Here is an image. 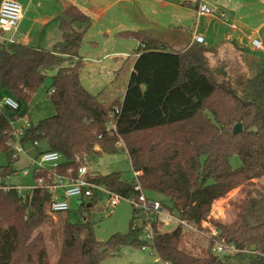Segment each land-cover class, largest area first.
<instances>
[{"label": "trees", "instance_id": "obj_1", "mask_svg": "<svg viewBox=\"0 0 264 264\" xmlns=\"http://www.w3.org/2000/svg\"><path fill=\"white\" fill-rule=\"evenodd\" d=\"M56 19L62 39L52 49L22 42H4L0 49V95L19 102L16 117L53 73L49 97L55 113L31 123L24 142L42 143L35 147L40 154L57 151L63 158L56 166L36 168L34 178H43L44 186L22 194L6 188L18 170L11 163L0 167V264H101L127 245L149 246L168 264H236L233 256L242 264H264V183L254 181L264 179V59L251 63L252 74L236 93L214 80L203 48L179 52L165 40L166 31L124 30L116 37L138 42V57L124 96L107 104L105 91L93 94L81 81L80 49L91 17L65 1ZM238 123L243 129L234 134ZM12 129L7 111L0 112V150L14 158L7 146ZM123 150L139 172L137 180L111 172L93 181L132 200H138L140 184L145 193L163 196V207L197 231L181 224L161 231L154 221L150 243L134 207L129 231L102 242L90 220L72 223L69 210H51L48 186L59 176L76 178L98 156ZM234 155L241 161L237 168ZM240 187L243 197L232 202L231 217H213L214 204ZM101 197L82 206L91 209ZM210 229L217 235H203ZM216 242L239 251L220 257Z\"/></svg>", "mask_w": 264, "mask_h": 264}, {"label": "rangeland", "instance_id": "obj_2", "mask_svg": "<svg viewBox=\"0 0 264 264\" xmlns=\"http://www.w3.org/2000/svg\"><path fill=\"white\" fill-rule=\"evenodd\" d=\"M22 5L27 9L26 18L23 21V26L32 28L31 38L33 44L40 43L45 48H52L56 41H50V29L56 26L58 30V21L53 18L51 22L44 21L43 16L57 14L60 10L59 5L63 0H33L32 4L27 7L25 1L22 0ZM86 14L91 17V26L86 32L85 38L80 49V56L83 60L81 76L83 82L87 86H91L92 90L99 93L102 90L104 100L109 104L115 98H122L127 86L130 67L135 57H123L116 52L126 50L129 54L134 53L133 48H137L139 43L133 39L116 37V33L124 30H144L150 34H158L163 31V27L175 23L183 26H194L196 22V10L194 8L197 0H191L192 6L184 5L180 0H71ZM239 0L231 2H223L221 0H207L210 6L224 5L228 12V22H232V13L228 11L237 5ZM258 3V2H257ZM259 8V3L254 8ZM103 11V12H102ZM246 20L244 22H256L255 15L251 12H246ZM46 24V25H45ZM242 25V24H241ZM79 27L80 25H76ZM203 26V25H202ZM244 26V25H243ZM112 35L109 38V34ZM10 35V34H8ZM0 38V49L2 43ZM7 43V42H5ZM204 49V57L207 58L208 65L211 66L216 58L212 48ZM223 46L221 47V49ZM220 48H218L219 50ZM193 51H190L192 53ZM261 55L264 59V54ZM118 56V57H117ZM120 56V57H119ZM251 57H248V60ZM252 60V59H251ZM211 70V69H210ZM212 74L217 78L213 70ZM216 72V71H215ZM47 78L45 84L35 94L33 100L28 106H24L21 110L23 118L14 122V128L18 129L21 126L27 127L26 120L30 117L31 123L37 125L42 119L52 116L55 113V108L50 99L49 91L52 84V77ZM252 74V71L250 72ZM90 88V87H89ZM234 90V89H232ZM239 92L237 89L236 93ZM96 93V94H97ZM7 114L12 119L13 111L8 110ZM29 114V115H28ZM29 116V117H28ZM124 144V141H123ZM125 145V144H124ZM43 147L42 143H39ZM26 153L19 154L17 158L10 157L7 153L0 150V167L6 166L9 163L18 172L12 175L7 181L13 185H23L25 187H33L36 185L34 172L37 165H32V159L41 161L39 151L34 148L29 141L24 143ZM63 160V158H61ZM234 168L240 166L241 161L239 156L234 155L231 159ZM43 166L50 168L51 163H45ZM90 171L93 174H108L111 172H121L128 178L134 177L128 153L126 150L115 154H102L98 156L90 165ZM28 170L29 174L24 175L23 171ZM257 184L264 183V179L254 180ZM2 179L0 177V183ZM149 198L163 200V196L147 192ZM243 197V190L240 188L231 191L224 199L218 200L213 207L212 215L215 218L229 219L233 214L232 202L238 201ZM88 203V202H86ZM142 214V213H141ZM69 221L72 223H82L85 220H90L93 224V229L98 240L105 242L116 233H127L130 229L131 221L134 216V206L127 200H121L116 206L108 204V197L102 196L96 204L87 208L82 206V202L78 199L70 200V210L68 212ZM172 212L165 209L159 214L158 227L161 231H172L177 226V220ZM142 222V218L138 219V224ZM208 226L209 223H205ZM59 222L55 221L54 227L58 228ZM214 229L203 235H211ZM202 234V233H201ZM195 240L192 236L187 242L190 246V241ZM203 243V242H202ZM236 264H242L239 258L233 256L230 259ZM101 264H161L158 262V256L151 247H138L127 245L122 247L118 252L105 257ZM243 264H250L243 262Z\"/></svg>", "mask_w": 264, "mask_h": 264}, {"label": "built area", "instance_id": "obj_3", "mask_svg": "<svg viewBox=\"0 0 264 264\" xmlns=\"http://www.w3.org/2000/svg\"><path fill=\"white\" fill-rule=\"evenodd\" d=\"M183 4L192 3L191 0H180ZM223 2H231L233 0H221ZM197 12L200 15H209L216 16L222 20H225V13L221 11L219 7L210 6L207 0H197L195 4ZM24 9L22 4L18 0H2L0 3V38L4 42L15 43L17 40L14 35L19 31V25L23 18ZM10 34V35H8ZM204 42V36L194 33L192 44L198 43L201 44ZM253 47L264 53V42L259 38H252ZM78 59V58H77ZM84 60V59H82ZM20 109L19 102L10 95H0V112L4 110L18 112ZM22 114V113H21ZM29 115V114H28ZM29 117V116H28ZM23 118V114L20 117L12 115V119L9 117L12 124V135L7 142V146L13 153V157L17 158L19 154L26 153L24 148V137L26 135L27 129L31 127V118L29 117L26 120L27 127L21 126L20 128H14V122L19 121ZM120 145H123V140L120 139ZM33 146H39V143L36 141L33 143ZM41 161L38 162L36 159H32V165H37L36 168H45L43 166L45 163H51L52 166H56L61 163L62 155L57 151H45L40 154ZM24 175H28L29 171H23ZM139 172L134 171V178L137 180ZM96 174H93L87 166H83L78 171V176L76 178L68 179L62 176H59L52 185L48 186L49 191L53 194V199L51 203V210L53 212H62L70 210V200L78 199V201H87L95 195L107 196L108 204L111 206H116L121 200H127L137 208L142 216L143 222V235L142 237L150 243H153L154 240V230L153 222L159 220V214L162 213L164 207L161 200L149 198L146 193L141 189L140 184L137 188L141 191L138 200L125 199L122 198L119 194L114 193L108 190L105 186L95 183L93 180ZM44 179L37 178L36 185L33 187H25L23 185H13L9 184L6 188H14L20 194L24 193L25 190H33L38 187L44 186ZM0 187L2 184L0 183ZM175 217V216H170ZM176 218V217H175ZM177 225L181 224L187 227L189 230L197 231V229L187 222L176 218ZM141 224V223H140ZM217 235V231L213 230L211 236ZM149 246H143L146 248ZM152 249V248H151ZM153 250V249H152ZM239 250L233 246L228 245L224 242H216L214 247V252L220 257H224L228 254H233ZM158 262L161 264H168L161 260L158 256Z\"/></svg>", "mask_w": 264, "mask_h": 264}, {"label": "crops", "instance_id": "obj_4", "mask_svg": "<svg viewBox=\"0 0 264 264\" xmlns=\"http://www.w3.org/2000/svg\"><path fill=\"white\" fill-rule=\"evenodd\" d=\"M18 1L20 3H23L22 0ZM24 1L27 7H29L33 2V0ZM65 1L72 2L71 0L61 1L59 5V12L61 11L62 5ZM257 2L259 3L260 7L254 8V6L258 4ZM72 3L75 4L74 2ZM188 6H192V3L188 4ZM217 7H219L221 11L225 13V20H222L216 16L200 15L196 10V6H194L196 10V22L194 26L190 25L185 27L180 24L181 22L175 23L172 21V24L170 25L174 26H169V29L167 28V26L161 27H163V31L169 33V35L165 37V40L169 42L173 49L179 52H186L188 50H192L190 48H203L202 46H205L206 48H212L213 53H215V57H220L216 58L215 62L211 66L208 65V60L205 57L204 61L206 63L207 68L211 72L212 77L219 84L229 89L236 90L237 88H240L243 81L251 75V63H257L263 60V57L261 55H257L261 52L257 51L252 45V38H259L264 42V0H239L237 5L228 8V11L232 13V22H228V12H226L227 8L224 5L220 4L217 5ZM23 9V18L19 25V31L14 35L15 39L17 40V42H22L25 44H31L45 48L40 43L33 44L30 32L32 28H29L26 25L23 26V21L25 20L27 14V9H25L24 6ZM247 11L255 15V19L257 18L255 23L249 21L244 22V20H246L245 14ZM59 12L54 15L50 14L47 16H43L42 19L44 21H47V23L51 22L53 18L56 19ZM58 30L59 32L56 30V26H52V28L50 29V41H56L55 44H57L62 39V32L60 30L59 22ZM194 33H198L204 36V42L201 44H192L191 42L193 40ZM111 35L112 32L108 35L109 38ZM222 46L223 48L221 49ZM218 48L220 49L218 50ZM135 49L136 48H133V51ZM116 54L128 58L135 57L130 67L131 74V72L134 70V65L138 54L135 51L134 53L129 54V52L126 50H121L119 52H116ZM248 57H251L252 60H248ZM210 69L214 71L217 78L214 77V74H212V71ZM81 81L88 91L93 94L97 93L92 90V84H90L91 86L85 85L82 76ZM124 91H126V89Z\"/></svg>", "mask_w": 264, "mask_h": 264}, {"label": "water", "instance_id": "obj_5", "mask_svg": "<svg viewBox=\"0 0 264 264\" xmlns=\"http://www.w3.org/2000/svg\"><path fill=\"white\" fill-rule=\"evenodd\" d=\"M242 129H243V125H242V123H238V124H236V125L234 126V128H233V133L236 134V133H238V132H241ZM88 206H91V204L89 203Z\"/></svg>", "mask_w": 264, "mask_h": 264}]
</instances>
